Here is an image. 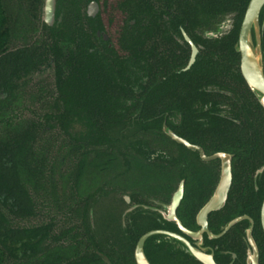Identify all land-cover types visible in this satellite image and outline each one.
I'll use <instances>...</instances> for the list:
<instances>
[{"label":"flooded vegetation","instance_id":"flooded-vegetation-1","mask_svg":"<svg viewBox=\"0 0 264 264\" xmlns=\"http://www.w3.org/2000/svg\"><path fill=\"white\" fill-rule=\"evenodd\" d=\"M3 1L0 264H264V0Z\"/></svg>","mask_w":264,"mask_h":264},{"label":"water","instance_id":"water-1","mask_svg":"<svg viewBox=\"0 0 264 264\" xmlns=\"http://www.w3.org/2000/svg\"><path fill=\"white\" fill-rule=\"evenodd\" d=\"M261 0H253L249 10H254L255 7L260 5ZM250 11L248 12L249 17ZM256 14H254L255 17ZM257 37V45L255 51H253L254 45L250 37V30L248 27V21L246 19L243 29L241 31L240 47L239 51L242 55V70L244 79L248 87L261 94L260 103L264 107V75L261 66V47L259 43L258 30L255 31ZM264 212V207H263Z\"/></svg>","mask_w":264,"mask_h":264},{"label":"trees","instance_id":"trees-1","mask_svg":"<svg viewBox=\"0 0 264 264\" xmlns=\"http://www.w3.org/2000/svg\"><path fill=\"white\" fill-rule=\"evenodd\" d=\"M12 21L9 7L5 5L3 0H0V52L5 42L11 38L10 26L13 24Z\"/></svg>","mask_w":264,"mask_h":264}]
</instances>
